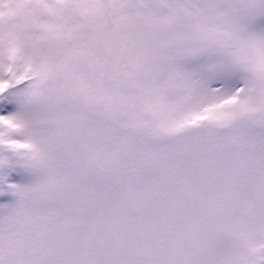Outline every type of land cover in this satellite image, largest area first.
Returning <instances> with one entry per match:
<instances>
[{"label": "rangeland", "instance_id": "obj_1", "mask_svg": "<svg viewBox=\"0 0 264 264\" xmlns=\"http://www.w3.org/2000/svg\"><path fill=\"white\" fill-rule=\"evenodd\" d=\"M0 264H264V0H0Z\"/></svg>", "mask_w": 264, "mask_h": 264}]
</instances>
